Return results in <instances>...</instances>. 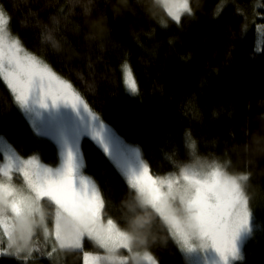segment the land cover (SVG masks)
<instances>
[{
  "label": "trees",
  "instance_id": "obj_1",
  "mask_svg": "<svg viewBox=\"0 0 264 264\" xmlns=\"http://www.w3.org/2000/svg\"><path fill=\"white\" fill-rule=\"evenodd\" d=\"M0 12L8 33L68 82L150 175L220 164L244 177L252 234L234 264H264V0H188L179 21L156 0H0ZM122 64L135 96L124 89ZM42 110L54 123L56 115ZM0 137L20 158L59 162L55 136L31 131L1 78ZM108 165L102 218L158 262L186 264L161 220L155 237L134 233L139 197ZM41 204L51 230L55 207ZM82 246L51 255L36 242L27 260L0 243V264H83L84 252H101L87 238Z\"/></svg>",
  "mask_w": 264,
  "mask_h": 264
},
{
  "label": "snow or ice",
  "instance_id": "obj_2",
  "mask_svg": "<svg viewBox=\"0 0 264 264\" xmlns=\"http://www.w3.org/2000/svg\"><path fill=\"white\" fill-rule=\"evenodd\" d=\"M157 2L166 5L168 0ZM181 10H187L183 0L177 12L169 10V15L179 21ZM6 24L0 12V76L16 94L20 106H25L39 89L41 106L46 107L50 97L53 105L71 101L75 108L80 101L66 91L71 85L54 80L46 65L9 36ZM130 87L135 90V84L130 83ZM15 167L23 174V186L11 182L8 167L0 170L4 177L0 179V230L7 238V254L30 256L34 250L30 242L38 229H43L46 238L54 235L60 249H80L85 238L94 240L109 253L104 258L109 261L116 259L118 249L130 248L133 237L111 219L106 226L102 224L104 201L96 186L78 174L71 151L56 171L32 160L19 161ZM241 179L244 177L228 176L218 167L207 174L185 168L179 177L167 179L153 177L144 165L139 172L128 174V183L138 193L141 204L154 209L167 223L181 251L211 249L221 264L238 258L236 242L250 220ZM41 201L55 205L54 232H49L45 224ZM101 259L84 253V264H97Z\"/></svg>",
  "mask_w": 264,
  "mask_h": 264
},
{
  "label": "rangeland",
  "instance_id": "obj_3",
  "mask_svg": "<svg viewBox=\"0 0 264 264\" xmlns=\"http://www.w3.org/2000/svg\"><path fill=\"white\" fill-rule=\"evenodd\" d=\"M183 2L187 3L188 0H183ZM181 3L182 0H168V3L166 5L161 3L158 4L169 15V10H171L172 12H176L178 7L181 5ZM6 30H8L7 25H6ZM9 36L13 38L10 34ZM37 59L41 61L43 65H46L42 60H40L39 58ZM48 69L50 68L48 67ZM50 71L53 74L54 80L66 82L63 79H61L57 74H55L51 69ZM120 73L126 93L129 94L130 96H135L137 93L136 85H135V90L133 91L132 88L130 87V83L135 84V81L131 74L129 66L127 64H122L120 66ZM0 78L5 84L7 90L9 91L15 107L18 109L22 117L26 120L31 131L38 137L39 136L42 137L45 134H50L53 137L55 136L58 144L59 162L56 166L50 167L42 163L38 158V156L20 158L15 153V151L10 147V145L4 140V138L0 137V170H3L5 167H8L9 175L11 177V182L14 185L18 187L24 185L23 174L15 167V165L19 161L32 160L44 168H49L52 169L53 171H56L63 167L67 153L71 151L75 157V161L78 166V174L83 177H86L87 180L91 181V183L96 186V189L99 191L101 198L104 201V205L106 201L107 170L109 163L115 167V169L122 176L127 186L132 191H134L138 196L136 190L132 189L128 183V174L131 171L139 172L141 170L142 164L132 156L127 145L124 142H122L119 138L115 137L108 130V128L93 113H91L88 110L82 99L79 98L80 103L75 108L71 107L72 105H70L71 110L70 109L64 110L66 103L60 101L57 104L53 105L51 102V98L49 97L46 101L47 106L44 108H47L50 112L56 115L55 116L56 119L54 120V123H51L47 114L42 110L43 106H41V104L39 103V99H40L39 89H37L36 93L33 95L38 100L37 105L36 106L34 105L31 97L28 103L22 107L20 106L19 102L16 99V94L13 92L12 88L9 87L8 83L4 80L3 76H0ZM66 83L70 85L68 82ZM66 91H68L73 96L79 97L73 90L72 86L70 88H67ZM41 98L43 99V94L41 95ZM72 112L75 113L72 114V116H70V113ZM97 134H100L99 137L97 136ZM105 147L107 148V151L105 150ZM214 166L223 168L221 167L222 165L220 164H212L202 167L193 166L192 168H190L191 166H189L185 168L200 174H207L213 168H215ZM181 173L174 175H166L158 178H162V179H167L169 177L176 178L179 177ZM236 177H241V176H236ZM0 179H4V177L0 175ZM240 183L243 186V179H241ZM102 210H101V214H102ZM157 220H161L169 228L167 223L155 212L154 209H152L151 207L143 206L141 204L140 199H138V204L135 208L134 217H133L134 233L138 237L142 239H146L145 237L155 233ZM107 221L108 220H104L101 215L102 224L106 226ZM45 224L47 225L49 232H54L55 221L50 230V227L48 225V220L45 216ZM251 234H252V224L250 219L247 229L243 230L240 233L238 240L236 242L238 249V258L232 259L230 261V264H234L242 258L244 246L248 241V239L250 238ZM170 235L172 236V238H174L171 230H170ZM174 240L180 249V246L175 238ZM91 241L101 251L98 254L90 253L93 256H99L102 258L99 262H97V264H100V262H105L106 264H116V263L117 264H160L156 260L152 258H148L146 254L147 253L146 250L144 251L135 247L133 248L132 246L133 240L131 241L130 248H120L117 250V252L115 253L116 259L114 261H109L107 259H104L109 255V253L105 249L99 247L94 240ZM36 242H39L42 245L43 251H45V253L47 252V254L54 255L56 254V252L60 250H68V249H60L59 245L54 243V235L46 238L43 229H38L36 235L32 238V241L30 242L32 249H34L31 252V255L26 256L25 253H21L20 258H24L27 260L34 258V252L36 251L35 249ZM0 243L4 244L5 246L4 253L7 254L10 250L8 249L7 238L2 235V230H0ZM82 248L83 246L80 249ZM84 253H83V264H84ZM121 253H125V254L123 255ZM181 253L184 259L186 260V264H221L219 257L211 249L205 250V249L196 248L191 252L181 251ZM141 259H145V260H141Z\"/></svg>",
  "mask_w": 264,
  "mask_h": 264
},
{
  "label": "bare ground",
  "instance_id": "obj_4",
  "mask_svg": "<svg viewBox=\"0 0 264 264\" xmlns=\"http://www.w3.org/2000/svg\"><path fill=\"white\" fill-rule=\"evenodd\" d=\"M158 221V220H157ZM169 229V228H168ZM169 232H170V230H169ZM151 233V232H150ZM155 234H156V230H155V233H153V234H150V236H152V237H155ZM146 238V237H145ZM139 249V248H138ZM181 249V248H180ZM141 250H144V249H141ZM145 251V250H144ZM146 251H147V253H149V254H151V256L153 257V259L154 260H156V254L153 252V251H151V250H149V249H146ZM141 260H145V259H141ZM157 261V260H156ZM158 262V261H157ZM158 263H160V264H162V263H167V262H158ZM171 264H177V263H171Z\"/></svg>",
  "mask_w": 264,
  "mask_h": 264
},
{
  "label": "flooded vegetation",
  "instance_id": "obj_5",
  "mask_svg": "<svg viewBox=\"0 0 264 264\" xmlns=\"http://www.w3.org/2000/svg\"><path fill=\"white\" fill-rule=\"evenodd\" d=\"M70 105H71V101H69V103L65 104V109L64 110H66V109H70L71 110V107H73V106L70 107ZM74 113L75 112L70 113V116H72V114H74Z\"/></svg>",
  "mask_w": 264,
  "mask_h": 264
},
{
  "label": "crops",
  "instance_id": "obj_6",
  "mask_svg": "<svg viewBox=\"0 0 264 264\" xmlns=\"http://www.w3.org/2000/svg\"><path fill=\"white\" fill-rule=\"evenodd\" d=\"M146 254H147L148 258H152L153 259V257L149 253H146ZM162 264H171V263H162Z\"/></svg>",
  "mask_w": 264,
  "mask_h": 264
}]
</instances>
